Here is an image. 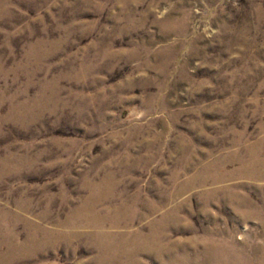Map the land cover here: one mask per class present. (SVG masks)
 I'll return each mask as SVG.
<instances>
[{"label": "rangeland", "instance_id": "1", "mask_svg": "<svg viewBox=\"0 0 264 264\" xmlns=\"http://www.w3.org/2000/svg\"><path fill=\"white\" fill-rule=\"evenodd\" d=\"M4 256L264 264V0H0Z\"/></svg>", "mask_w": 264, "mask_h": 264}, {"label": "bare ground", "instance_id": "2", "mask_svg": "<svg viewBox=\"0 0 264 264\" xmlns=\"http://www.w3.org/2000/svg\"><path fill=\"white\" fill-rule=\"evenodd\" d=\"M223 177V176H222ZM106 181H107V179H106ZM113 181V180H112ZM219 181V180H218ZM105 184H107L106 186H108V187H110V189L112 188L111 186L113 185V182H111L110 180L109 181H107ZM100 186V185H99ZM105 186V185H104ZM109 189V188H108ZM107 190V189H106ZM99 200V199H98ZM100 200H103V199H100ZM95 201V200H94ZM93 200H92V202H94ZM87 202V201H86ZM95 203H96V201H95ZM95 203H94V206H95ZM92 206V205H91ZM96 206H97V204H96ZM92 208H93V206H92ZM118 208V207H117ZM86 209V208H85ZM118 210V209H117ZM94 211V210H93ZM108 211V210H107ZM123 212V211H122ZM110 213V212H109ZM108 213V214H109ZM75 214H77V213H75ZM84 214H85V212H84ZM89 214V213H88ZM87 214V215H88ZM90 215V214H89ZM88 215V216H89ZM95 215H97V214H95ZM107 215V214H106ZM87 216V217H88ZM98 216V215H97ZM102 217H103V215H102ZM101 218V217H100ZM166 218L168 219V220H171V219H174L173 218V214H167V216H166ZM90 219H92V218H90ZM102 219V218H101ZM108 219V218H107ZM99 220V219H98ZM104 220V219H103ZM131 220V219H130ZM164 220V219H163ZM163 220H162V222H163ZM176 221V220H175ZM90 222V221H89ZM88 222V223H89ZM101 224H102V222H100ZM110 224V223H109ZM119 225H121V224H119ZM101 226V225H100ZM99 226V227H100ZM115 228V227H114ZM90 229V228H89ZM92 229V228H91ZM102 229H103V227H102ZM118 229V228H117ZM161 229H162V226H161ZM96 230V229H95ZM97 230H99V229H97ZM93 231V230H92ZM47 232H48V230H47ZM115 232V231H114ZM93 233V232H92ZM53 234V233H52ZM76 234H78V233H76ZM117 234H119V233H117ZM137 234V233H136ZM50 235V234H49ZM132 235V234H131ZM162 235L164 236V234L163 233H160V232H158V231H156V230H153L152 231V233H151V237L150 238H142V237H134V243L136 244V247L138 246V248H143L144 250L145 249H147V250H151V251H153L154 253H155V256L157 257L156 259H158V260H160V257H166V256H168V254H171L170 252H171V250H168V248H166L165 247V245H163L161 242H160V237H162ZM112 236V235H111ZM168 236V235H167ZM147 237V236H146ZM131 238V237H130ZM128 239V238H127ZM123 241V240H122ZM128 241V240H127ZM172 242V241H171ZM8 243V242H7ZM129 243H131V242H129L128 241V244ZM3 244H4V242H3ZM6 244V243H5ZM14 244V243H13ZM13 244H11L12 246H13ZM104 244H106V243H104ZM108 244V243H107ZM106 244V245H107ZM186 244H192L193 245V247L194 248H196L197 249V246H199V242H194V241H191V242H188V243H186ZM109 245V244H108ZM132 245V244H131ZM171 245V244H170ZM10 246V245H9ZM109 246H111V245H109ZM112 246H114V245H112ZM118 246V245H117ZM129 247V246H128ZM168 247H169V245H168ZM173 247V246H172ZM212 247V244L211 243H209L208 242V246L206 247V249H209V248H211ZM112 248V247H111ZM118 248V247H117ZM170 248H171V246H170ZM173 249V248H172ZM112 250V249H111ZM110 250V251H111ZM121 251H123V250H121ZM11 252V251H10ZM112 252V251H111ZM110 252V253H111ZM140 252V251H139ZM143 252V251H142ZM2 254V253H1ZM143 254V253H142ZM6 255V254H5ZM9 255V254H8ZM12 255V254H11ZM120 255V254H119ZM130 256V255H129ZM5 257L6 256H4V257H2V259H1V257H0V264H6L5 263ZM12 257V256H11ZM103 257H105V255L103 256ZM112 257H113V255H112ZM134 257V256H133ZM8 258V257H7ZM121 259V258H120ZM132 259V258H131ZM177 259L178 258H174L172 261H171V263H175L176 261H177ZM180 260V259H179ZM183 261V263L184 262H186V263H188V262H190V259H185V260H182ZM105 262V261H104ZM110 262H112V260L111 261H109V263ZM8 263V262H7ZM109 263H107V264H109ZM135 264V263H134ZM136 264H141L140 262H136ZM176 264V263H175Z\"/></svg>", "mask_w": 264, "mask_h": 264}]
</instances>
